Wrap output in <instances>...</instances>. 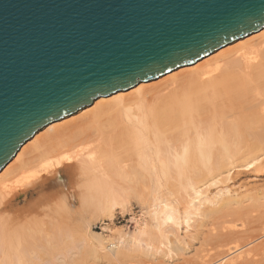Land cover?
<instances>
[{
  "label": "bare ground",
  "instance_id": "6f19581e",
  "mask_svg": "<svg viewBox=\"0 0 264 264\" xmlns=\"http://www.w3.org/2000/svg\"><path fill=\"white\" fill-rule=\"evenodd\" d=\"M254 33L154 83L99 97L77 111V118L50 123L25 142L0 171V264L70 263L94 237L85 224L87 211L112 219L127 198L124 191L152 196L151 223L128 239L114 235L108 245L99 240L103 258L111 262L135 250L171 254L170 225L191 227L209 211L206 204L238 202L239 192L227 184L231 177L226 175L223 184L225 177L220 181L216 173L240 160L251 172L264 168V156H258L264 144V28ZM69 169L77 176V188L69 193L78 208L66 195L53 200L58 208L44 213L31 207L30 217L24 207L15 206L29 186L50 176L59 183ZM203 179L212 180L211 187L222 186L211 192L210 182L204 188L199 184ZM48 199L45 205H52ZM256 228L251 226V234ZM257 232V238L264 237V230ZM235 248L230 264H264V240Z\"/></svg>",
  "mask_w": 264,
  "mask_h": 264
},
{
  "label": "water",
  "instance_id": "95a60500",
  "mask_svg": "<svg viewBox=\"0 0 264 264\" xmlns=\"http://www.w3.org/2000/svg\"><path fill=\"white\" fill-rule=\"evenodd\" d=\"M264 28V0H0V171L50 123Z\"/></svg>",
  "mask_w": 264,
  "mask_h": 264
},
{
  "label": "rangeland",
  "instance_id": "374dc122",
  "mask_svg": "<svg viewBox=\"0 0 264 264\" xmlns=\"http://www.w3.org/2000/svg\"><path fill=\"white\" fill-rule=\"evenodd\" d=\"M252 35H249L248 37ZM246 38L247 37H245V39ZM239 41H235L228 46H233ZM217 52L218 51H215V53ZM178 70L174 72H177ZM156 81H158V79L152 80L150 81V83H154ZM164 92L165 91H162V93ZM157 94L159 93H156L155 95ZM77 116L78 113H74L72 116H67L60 122L70 121L75 117L77 118ZM43 131L44 130L41 129L37 133H42ZM259 149V154L257 152L255 153V151ZM259 149L255 148L254 154H258V156H264V144L260 145ZM234 163L235 164H232L229 167L227 166L226 168H223L221 169V171L216 173V178L219 177L218 179L221 181V178H224L226 175L231 177V181L227 182L225 180V177L224 179H222V182L223 180H225L224 182H227L233 193L235 192L234 194H236V192H239L237 200H240L233 204L231 203L232 205H222L223 201L222 203L220 201L221 205L218 204L220 205L219 207L217 204L214 206H207L206 204L205 209H209V211L206 210V213L203 211L204 216L202 212V216L200 217L201 219L199 220V218H196V222L193 223L191 227L186 228L183 224H180L179 226L170 225L168 227L167 240H169L170 242L169 247H171L173 253L167 255L166 253L159 251L155 254H152L151 252H147L146 254L143 251L135 250L132 253H128V255L126 256L120 257V259H118V261L116 262H111L107 258H103V250L100 249L99 240H101V243L103 245H108L110 238L114 235L123 236L128 239V237L131 236L138 227L144 225L149 226L151 223V218L149 216V205L152 204L150 203L152 196H150V194H147V196H145L141 195V193H127V191H124V194H127H125V198H127L123 203L124 206L122 205V207H116L112 219H108L106 215L104 216V214H99L98 216V214L93 215L90 211H87L88 214H86L87 220L85 224L88 228L89 235L94 236L88 241H90L89 244L90 246H93V249L96 247L98 250H93L89 247L88 244V246L80 251L81 254H74L70 258V263L68 264H230L233 260H235V258L233 257L236 253L234 251L235 249H237L235 248L236 246H244V250L246 248L248 249L256 244H259V242L261 243L264 240V237L257 238L260 236L257 231L260 232V230H264V168L251 172L249 170H246L243 166L246 163L244 162V160H240L239 162ZM228 170H230L229 173H227ZM76 177V174H74L70 169L61 173L59 177V183L56 182L55 176H50L48 180L41 183L42 185L38 184L35 187L32 186L33 188L29 186L28 189L25 190V193H21V195L15 200V206L24 207L26 217H30V215L33 216L34 212L37 214H41V212L44 213L49 210V208H58V204L56 205L58 200L56 202L53 200L60 199L61 195H66L68 196V202L72 205V208L75 209L74 207L76 206L78 208V205L74 203V198L71 196V194L74 193L77 188L74 187V185L76 184ZM207 180L208 179H205L204 181L203 179V181L201 180L202 182L199 184H201L202 187H205L208 182H210L208 185L213 182L212 180ZM217 185H213L214 187H211L210 185L209 189H211L212 191H209L214 192L216 191V189H218V186H222L221 183L218 186ZM69 191L72 193L70 194ZM41 195L44 196L42 197ZM142 196L143 198H141ZM39 199L41 203H39ZM47 199L48 202L52 199L51 201H53V204L45 205ZM36 205H38L37 208ZM31 207L33 208V210H35L34 212H32ZM215 207L217 209H220L221 211L217 210ZM228 207L229 211L227 210ZM225 209L227 212L225 211ZM28 211H30L29 213L31 214L28 213V215ZM207 211L209 213H207ZM213 211H215L216 214H212L215 213ZM90 215L91 217H89ZM92 216H95V218H93ZM88 217L90 220L88 219ZM254 221L256 222V224ZM73 223H75V221H73ZM251 226L257 227L255 229V234H251ZM228 229L232 231L234 230L236 232L229 234L227 232L231 231H229ZM255 235L258 236L256 237ZM142 246L145 248L144 243L142 244ZM104 252L106 253L107 249L104 250ZM227 253L231 254L227 255Z\"/></svg>",
  "mask_w": 264,
  "mask_h": 264
}]
</instances>
